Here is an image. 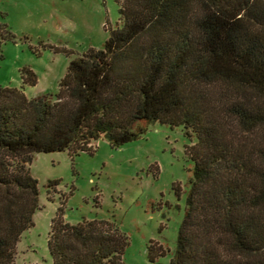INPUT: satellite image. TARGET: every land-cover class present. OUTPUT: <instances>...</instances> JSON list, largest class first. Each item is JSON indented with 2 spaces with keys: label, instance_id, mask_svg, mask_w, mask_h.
<instances>
[{
  "label": "trees",
  "instance_id": "16d2710c",
  "mask_svg": "<svg viewBox=\"0 0 264 264\" xmlns=\"http://www.w3.org/2000/svg\"><path fill=\"white\" fill-rule=\"evenodd\" d=\"M115 1L119 27L70 61L52 99L0 88V264L39 210L35 154L90 152L101 136L119 147L154 122L196 139L169 264H264V0ZM20 79L37 82L28 68ZM63 216L50 222L52 264H122L113 224Z\"/></svg>",
  "mask_w": 264,
  "mask_h": 264
},
{
  "label": "rangeland",
  "instance_id": "374dc122",
  "mask_svg": "<svg viewBox=\"0 0 264 264\" xmlns=\"http://www.w3.org/2000/svg\"><path fill=\"white\" fill-rule=\"evenodd\" d=\"M115 0H0V88H21L27 99H52L73 59L99 50L119 27ZM30 69L36 85L24 86ZM182 126L146 125L136 140L112 147L104 136L90 152L35 154L28 166L37 180L33 226L23 232L13 264H52L50 222L62 207L64 221L103 220L125 238L122 264H169L184 214L195 144ZM58 185L48 191L49 182ZM161 247L163 255L149 247Z\"/></svg>",
  "mask_w": 264,
  "mask_h": 264
}]
</instances>
